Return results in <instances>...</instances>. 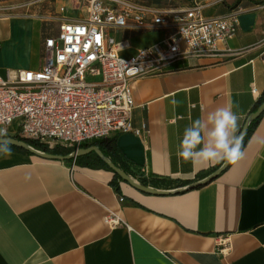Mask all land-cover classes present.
Returning <instances> with one entry per match:
<instances>
[{"label":"crops","instance_id":"crops-1","mask_svg":"<svg viewBox=\"0 0 264 264\" xmlns=\"http://www.w3.org/2000/svg\"><path fill=\"white\" fill-rule=\"evenodd\" d=\"M132 1L155 11L198 2L204 17L238 11L237 32L219 44L220 56L181 57L161 74L135 78L131 119L147 131L109 136L132 179L157 190L174 189L206 177L223 162L194 164L177 157L192 120L231 102L238 106L233 110L241 129L264 101V2ZM61 6L64 17L85 15L65 0H0L1 74L41 67L43 42L57 33L54 16ZM170 31L110 34L127 39L129 49L122 54L128 55ZM38 46L41 56L33 63ZM11 151L0 154V264H264V112L243 144L242 159L209 182L175 193H147L123 180L115 188L112 171L82 165L76 157ZM109 212L121 222L107 223Z\"/></svg>","mask_w":264,"mask_h":264},{"label":"built area","instance_id":"built-area-1","mask_svg":"<svg viewBox=\"0 0 264 264\" xmlns=\"http://www.w3.org/2000/svg\"><path fill=\"white\" fill-rule=\"evenodd\" d=\"M65 1L75 3L85 15L67 18L61 15L65 7L59 8L54 16L58 31L44 39L41 67L0 73V128L7 136L35 139L48 148L146 132L132 123L133 80L161 74L181 57L220 56L219 44L233 37L238 27L237 10L204 17L198 2L155 11L131 0ZM119 29L171 31L161 41L124 55L127 39L116 40L110 34ZM104 219L121 222L113 212Z\"/></svg>","mask_w":264,"mask_h":264},{"label":"clouds","instance_id":"clouds-1","mask_svg":"<svg viewBox=\"0 0 264 264\" xmlns=\"http://www.w3.org/2000/svg\"><path fill=\"white\" fill-rule=\"evenodd\" d=\"M163 58V57H161ZM176 103L175 100L172 101ZM238 107L229 102L197 118L185 127L177 157L192 163H236L245 155L243 134L240 133ZM7 131L0 128V154L11 156V144L6 141Z\"/></svg>","mask_w":264,"mask_h":264},{"label":"water","instance_id":"water-1","mask_svg":"<svg viewBox=\"0 0 264 264\" xmlns=\"http://www.w3.org/2000/svg\"><path fill=\"white\" fill-rule=\"evenodd\" d=\"M262 112H264V101H262L259 106L251 112L245 119L243 126L240 129V133L243 134V137L246 133V130L248 128V125L250 122H252L255 118H257ZM6 141L10 142L11 146H15L18 148H22L32 154H35L37 156L43 157V158H49V159H61V160H66V159H71L75 158L80 155H84L90 152H94L107 166L110 168L114 173H116L123 181L127 182L129 185L132 187L143 191L147 193H153V194H167V193H175V192H180L183 190L191 189L197 186H201L210 180L214 179L221 171H223L230 163L223 161L222 164L213 172H211L209 175L206 177L192 182L190 184H187L185 186H181L178 188L174 189H168V190H157L153 187L143 185L139 183L138 181L132 179L128 174H126L122 169H120L118 166H116L107 156H105L96 145H91L85 148H77L71 152H69L66 155H57V154H51L48 152L44 151H39L33 148L31 145H29L26 141L16 139L15 137H10L7 136L5 138Z\"/></svg>","mask_w":264,"mask_h":264},{"label":"trees","instance_id":"trees-1","mask_svg":"<svg viewBox=\"0 0 264 264\" xmlns=\"http://www.w3.org/2000/svg\"><path fill=\"white\" fill-rule=\"evenodd\" d=\"M253 1L255 3L264 2V0H259V1L253 0ZM258 118H259V116L257 118H255L252 122H250V124L248 125L246 133L243 137V144H244L247 136L251 132L253 125L257 122ZM15 138L26 141L29 145H31L36 150L49 152V153H53V154H62V155L68 154L69 152L76 149V147L85 148V147H88L91 145H96L98 147V149L105 156H107L116 166H118L120 169H122L126 174H128V175L130 174L127 166L124 163L119 162L117 160V157L115 154L114 138L103 137V138L93 139V140H89V141H82L78 144V146H72L69 148L59 146V145H55L53 148H48L47 146H45L44 144L40 143L39 141H37L35 139L24 138V137H20V136H15ZM11 150L24 152V153H30V152H28L22 148H18L15 146H11ZM75 160L82 165H87V166L99 165V166L105 167L108 170L112 171L110 168H108V166L98 156H96V154L94 152H90V153L81 155L79 157H76ZM120 180H122V179L116 173L113 172V178L111 180V183L113 186H115V188L117 187V181H120ZM140 183L146 185V183L143 180H140ZM197 187H199V186H197ZM197 187H194V188H197Z\"/></svg>","mask_w":264,"mask_h":264},{"label":"rangeland","instance_id":"rangeland-1","mask_svg":"<svg viewBox=\"0 0 264 264\" xmlns=\"http://www.w3.org/2000/svg\"><path fill=\"white\" fill-rule=\"evenodd\" d=\"M49 27L50 26H47V28H49ZM0 29H1V25H0ZM40 56H41V47L38 46L37 49L35 50L33 56H32L33 63L39 62Z\"/></svg>","mask_w":264,"mask_h":264}]
</instances>
